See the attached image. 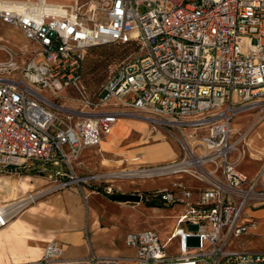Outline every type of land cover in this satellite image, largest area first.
I'll use <instances>...</instances> for the list:
<instances>
[{"label": "built area", "instance_id": "built-area-1", "mask_svg": "<svg viewBox=\"0 0 264 264\" xmlns=\"http://www.w3.org/2000/svg\"><path fill=\"white\" fill-rule=\"evenodd\" d=\"M0 21L34 45L21 65L0 63L17 69L0 77V170L49 165L48 178L69 176L57 186L75 181L85 198L73 162L125 116L166 128L180 151L163 167L176 176L167 186L136 192L180 206L164 240L145 228L125 235L132 255L78 257L49 240L36 258L0 264H264V249L230 243L256 226L249 207L264 203V160L249 176L231 156L233 116L264 109V0H106L100 18L75 2L0 0ZM106 43L138 52L89 95L80 65L88 47Z\"/></svg>", "mask_w": 264, "mask_h": 264}, {"label": "rangeland", "instance_id": "rangeland-1", "mask_svg": "<svg viewBox=\"0 0 264 264\" xmlns=\"http://www.w3.org/2000/svg\"><path fill=\"white\" fill-rule=\"evenodd\" d=\"M47 1L65 4H74L75 2L84 16L98 18L102 17L103 6L106 2V0ZM33 48L34 45L23 36L19 28L0 21V63L13 60L16 65H21L28 59ZM137 52L138 49L134 44L106 43L88 47L81 63L80 77V82L86 92L89 95L96 94L108 76L115 71L116 67L130 59ZM10 71L11 73H8L7 68L0 64V77L17 73V69H10ZM69 93L73 95V99H69L68 104L77 105L78 101L74 97V92L69 91ZM263 124L264 109L244 110L236 113L231 120L232 138L237 140L236 148L233 149L231 156L236 160L238 167L243 169L248 175L253 174L264 160V138H262L264 137V127L260 130ZM106 138L107 136L104 137V140ZM109 138L111 140L115 139L106 149H101L100 146L93 147L90 150H86L79 157V164L74 167L72 176L84 177L85 180L80 182L83 190L94 186L102 188L110 183L121 182L125 183V186H136L144 179L169 175L164 171L163 167L170 161L146 163L148 160L144 161L143 159L142 162L135 163L138 161L132 159V157L138 155L143 158L144 154L134 153L127 159V154H124V152H128V150L165 140L164 146H161L162 149L172 150L173 148L178 153L180 152L174 136L166 128L157 126L153 128L150 122L139 117H119L114 122ZM258 138H262L261 142L258 141ZM166 141L169 142L172 148ZM148 147L150 150L153 146L150 145ZM118 159L124 160H119L121 163L117 164L115 161ZM45 167L46 165L40 163L28 162L20 167L0 170V204L3 205L22 197L32 196V200L27 202L21 211L19 210L21 213L29 205L45 200L51 193L62 191L65 188H75L82 195L75 181L66 186H57L60 180L67 179L69 176L52 175L48 178L46 176L51 168L49 165H47L46 169ZM122 169H131L123 172H135V174L130 176L121 175L118 172ZM123 185L119 186L122 187ZM28 187H31L32 190L25 191ZM13 195L18 197L12 199ZM162 206L163 211L159 216L151 218L156 221L155 227L159 229V234L160 229L165 230L160 236L161 239L169 234L175 222V215L180 210L178 205ZM44 207L45 209L47 208L46 205ZM254 215L258 216V214ZM256 223V227L251 229L250 232L244 233L238 238H233L230 243H244L245 247L250 249L262 248L264 246V216L259 218ZM189 228L194 229L193 226ZM187 242L188 245H196L197 239L189 237Z\"/></svg>", "mask_w": 264, "mask_h": 264}, {"label": "crops", "instance_id": "crops-1", "mask_svg": "<svg viewBox=\"0 0 264 264\" xmlns=\"http://www.w3.org/2000/svg\"><path fill=\"white\" fill-rule=\"evenodd\" d=\"M106 136V140L103 138L99 145L101 149H106L115 139L111 140L109 134ZM163 144L165 140L141 145L124 154L126 153V158L129 159L134 153H142L144 161L148 160L146 163L168 162L176 158L179 154L177 150H174L170 144L172 150L162 149ZM150 145L153 147L149 150ZM92 148H87L82 153ZM119 160L124 159H118L115 162L120 164ZM78 164L79 160L74 161L73 169ZM260 166L253 174L259 170ZM175 177L168 175L144 179L136 186H125L122 182L110 183L107 185L112 186L111 193H106L103 190L104 186L102 188L94 186L84 190L85 198L75 188L53 192L45 200L29 205L20 213L21 209L5 226L0 227V262L36 258L49 240L57 241L62 246L65 257L83 256L91 250L99 255H132L134 249L126 244V233L145 228H154L158 231L159 229L155 227L156 221L151 218L159 216L163 211L162 205L166 204L152 206L143 199L139 202L118 201L111 199L110 196L120 192H146L167 186ZM122 184L124 185L120 187L119 185ZM26 190L32 189L28 187ZM16 197L18 196L13 195L12 199ZM248 212L257 222L264 216V203L250 206ZM253 228H250L248 232ZM164 231L160 229L159 236ZM165 238L160 237L161 240ZM172 243L175 250V240ZM235 244L233 243L232 246L237 249L252 251L264 249V246L250 249L246 248L244 243Z\"/></svg>", "mask_w": 264, "mask_h": 264}, {"label": "bare ground", "instance_id": "bare-ground-1", "mask_svg": "<svg viewBox=\"0 0 264 264\" xmlns=\"http://www.w3.org/2000/svg\"><path fill=\"white\" fill-rule=\"evenodd\" d=\"M263 127H264V124L261 125L260 130ZM262 138H264V137H262ZM262 138H258V141L261 142ZM132 159L138 161V162H135V163H140V162L143 161L144 158H142L141 156L135 155L134 157H132ZM130 170H123L122 169V170H119L120 172H118V173H121V175H126V176H130V175L135 174V172H133V173H128V172L124 173L123 172V171H130ZM118 175H120V174H118ZM32 198H33L32 196H29V197L27 196V197H22V198H20V199H18L16 201L15 200L11 201L10 203H7V204L6 203L3 204V205L0 204L1 219L3 221V225L2 226H5L9 222V220L15 215V213L19 212V210H21L24 207V205L27 204V202L31 201ZM25 200H26V202H24ZM2 226H0V227H2Z\"/></svg>", "mask_w": 264, "mask_h": 264}, {"label": "water", "instance_id": "water-1", "mask_svg": "<svg viewBox=\"0 0 264 264\" xmlns=\"http://www.w3.org/2000/svg\"><path fill=\"white\" fill-rule=\"evenodd\" d=\"M113 200L118 201H130V202H139L141 200L140 195L137 193H128V192H120L117 194H112L110 196Z\"/></svg>", "mask_w": 264, "mask_h": 264}, {"label": "trees", "instance_id": "trees-1", "mask_svg": "<svg viewBox=\"0 0 264 264\" xmlns=\"http://www.w3.org/2000/svg\"><path fill=\"white\" fill-rule=\"evenodd\" d=\"M94 46V45H93ZM91 47V46H90ZM82 63V62H81ZM79 72H80V76H81V65H80V69H79ZM148 205H162L163 203L159 200V199H155V198H148V199H144Z\"/></svg>", "mask_w": 264, "mask_h": 264}]
</instances>
